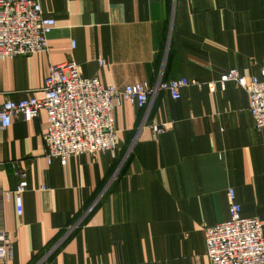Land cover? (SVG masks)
Here are the masks:
<instances>
[{"label":"crops","instance_id":"crops-1","mask_svg":"<svg viewBox=\"0 0 264 264\" xmlns=\"http://www.w3.org/2000/svg\"><path fill=\"white\" fill-rule=\"evenodd\" d=\"M37 1L56 26L47 52L0 60L6 99L43 98L50 67L66 62L118 90L154 85L160 73L202 86L182 89L178 100L161 92L146 125L144 109L122 101L113 110L114 154L65 165L48 160L45 111L15 116L0 130L2 187L15 191L19 172L28 187L21 217L14 197L0 207V231L14 247L8 264H211L206 234L228 221L229 189L264 231V132L248 93L220 83L230 70L261 78L264 0ZM152 123L166 129L154 132Z\"/></svg>","mask_w":264,"mask_h":264},{"label":"built area","instance_id":"built-area-1","mask_svg":"<svg viewBox=\"0 0 264 264\" xmlns=\"http://www.w3.org/2000/svg\"><path fill=\"white\" fill-rule=\"evenodd\" d=\"M55 26L53 18L43 15L37 0H0V60L47 52L48 37ZM99 63L103 65L104 61ZM162 78L160 73L154 85L136 83L118 90L114 86H104L96 77H84L74 62L54 65L49 69L43 98L14 102L6 99L0 88V130L10 127L15 116L29 121L45 111L49 127L44 141L50 162L59 159L65 165L74 156L97 152L114 154L117 133L113 110L116 105L126 101L144 109L143 125H146L154 101L161 92H169L173 99L178 100L182 89L202 86L197 80L164 81ZM229 81L237 82L248 93L249 111L256 129L264 132V70L261 78L253 76L250 80L238 70H230L221 77V87L225 88ZM150 128L154 132L166 129L154 123ZM2 166L0 159V207L14 197L17 215L21 217L24 212L23 194L28 187L26 174L19 172L21 182L18 188L6 191L2 187ZM228 201V221L207 230V256L211 264H264V231L260 219L242 215L234 189L228 190ZM85 215L67 229L66 236L81 225ZM11 237L6 230L0 231V258L5 264L13 259Z\"/></svg>","mask_w":264,"mask_h":264}]
</instances>
